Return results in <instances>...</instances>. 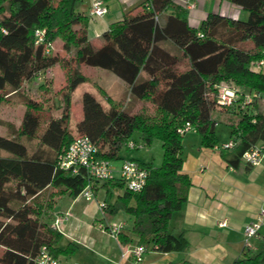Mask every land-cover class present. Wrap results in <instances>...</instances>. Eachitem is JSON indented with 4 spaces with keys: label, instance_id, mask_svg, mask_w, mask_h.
<instances>
[{
    "label": "trees",
    "instance_id": "trees-1",
    "mask_svg": "<svg viewBox=\"0 0 264 264\" xmlns=\"http://www.w3.org/2000/svg\"><path fill=\"white\" fill-rule=\"evenodd\" d=\"M82 1L0 0V108L12 95L25 107L20 125L0 134V149L11 154L0 157V264H36L42 247L54 257L75 252L72 242L58 246L63 236L48 220L55 196L75 197L89 182L84 169L72 173L58 166L62 150L77 136H88L97 155L111 161L123 158L119 153L135 132L147 144L160 140L161 164L141 162L148 170L141 191L127 190L119 179L92 184L106 190V217L122 210L133 218L130 236L119 231L117 239L124 244L135 239L146 251L159 252L185 246L183 237L168 227L192 185L182 169L183 134L178 129L189 122L201 144L212 148L219 143L218 115L226 113L235 145L221 150V156L233 167L250 147L264 145V113L256 99L245 107L240 99L233 105L218 103V84L225 80L239 86L241 94L264 92V65L252 67L264 60V0H231L247 12L245 19L210 12L198 28L188 24L186 7L173 0H143L126 9L97 45L88 40ZM167 10L170 14L162 18ZM37 30L43 31L39 43ZM54 41H60L64 55L46 52ZM56 64L66 70L65 83L58 105L54 101L47 109L54 107L59 114L43 120L42 103L20 89L28 81L45 84L50 76L41 81L37 76ZM83 66L112 72L131 97L147 105L133 112L107 95L104 108L86 91L74 135L69 128L71 94L88 81ZM121 188L112 200V189ZM231 264H264V248L246 250Z\"/></svg>",
    "mask_w": 264,
    "mask_h": 264
},
{
    "label": "crops",
    "instance_id": "crops-1",
    "mask_svg": "<svg viewBox=\"0 0 264 264\" xmlns=\"http://www.w3.org/2000/svg\"><path fill=\"white\" fill-rule=\"evenodd\" d=\"M93 1L83 0L79 8L88 17V40L97 45L94 43L95 40H100L99 43H101L103 33L112 23L122 18L126 9L143 0H102L107 11L100 16H90L89 10ZM189 3L191 5L186 8L187 21L191 27L195 28L199 27L201 21L210 12L232 19L247 17V12L231 0H189ZM170 12L171 10L164 12L162 18ZM116 78L118 81L117 79H111V81L120 84L124 89L125 83L118 77ZM84 92L86 91H82L81 95ZM92 92L90 90L93 95ZM95 98L104 108L109 106L108 104L104 106L100 99ZM73 100L74 92L71 94V109L74 105ZM80 114L82 117V105ZM228 117L227 115L226 118L229 119ZM230 121L222 122L218 119L216 127V132L220 127V134L217 135L218 144L231 138ZM9 126L13 127V125ZM190 131L198 134L194 128ZM196 141L199 144L198 154L203 149L221 153V149L217 147L218 144L212 148L205 147L201 144L199 135ZM220 155L215 163L210 158L201 159L197 154L195 159L193 157V159L184 160L182 169L191 176L192 185L188 191L187 201L180 210L171 215L168 227L171 233L183 237L185 246L181 250L171 252L148 249L144 252L143 261L140 264H177L184 260L194 264H231L246 250L253 253L258 252L254 244L250 249L244 248L243 230L245 225L255 218L261 207H264V199H258L256 207L244 206L242 210L243 203L246 201L250 205L252 198L250 199V196L242 193L243 189H240L245 186L244 179L231 176L233 166L226 164L225 172L218 171L220 167H224V163L220 161L222 160ZM134 160L143 162L139 159ZM113 165L117 169L120 162L113 163ZM246 167L251 168L252 166L246 165ZM242 174L243 172H240V176ZM217 180L220 185L227 186L228 189H221ZM121 192L122 189H112V200ZM93 193L94 197L91 200H85L80 194L75 197L66 194L55 196L51 210L52 218L48 221L51 226L56 218L60 219L57 222V231L62 234L63 238L58 246L65 248L68 242L76 245V250L71 255L57 256L59 264H134L129 252L137 245L136 240L133 239L132 242L124 244L117 239V236L110 233L111 226L121 223L123 225L121 232L130 236L133 218L123 211H118L110 218L106 217L104 209L99 206L101 202L106 203V190L98 186L97 189H93ZM241 211L243 213L239 214ZM221 222H225V225H220ZM260 230L253 241L260 239L262 235Z\"/></svg>",
    "mask_w": 264,
    "mask_h": 264
},
{
    "label": "rangeland",
    "instance_id": "rangeland-1",
    "mask_svg": "<svg viewBox=\"0 0 264 264\" xmlns=\"http://www.w3.org/2000/svg\"><path fill=\"white\" fill-rule=\"evenodd\" d=\"M100 40H95V44H99ZM55 52H57L60 55H64L65 53L61 49V43L54 41L53 42ZM82 71L84 74L87 76L88 81H85L82 84H79L76 89H74V105L71 109L70 106V122H69V128L71 132L74 135L75 134V124L78 122V120L81 117L80 114V109H81V93L82 91H93V95L97 97L98 99L101 100L102 104L104 106H107V95L112 97L116 101H121L123 102L124 106L126 107V110L129 111H140L142 108H144L147 104L144 103L143 101L137 100L133 97H131L128 94V88L123 89L120 84H117L111 79H117L116 75H114L112 72L98 68V67H90V66H83ZM65 75H66V70L62 67H60L58 64L54 65L51 67V74L50 78L47 79L45 84L42 86L38 84L36 81H28L24 82L22 85V88L20 89V92L23 94L29 95L33 100L38 101L39 103H42V106L44 107L40 113L41 117L43 120H45L48 115H58L59 110L55 109V105H58V100L60 93L59 90L60 88L64 85L65 83ZM118 81V79L116 80ZM228 83H233L230 81H226ZM234 84V83H233ZM98 87L103 89L106 94L100 92L98 90ZM241 89V88H240ZM247 93V92H246ZM255 94V99L256 103L258 104V110L262 113H264V92L261 94ZM77 99H79L77 101ZM21 98L12 95L9 97L8 101H5L4 104L0 108V134H8L9 130L11 129L9 125H13V127H18L21 123V119L25 110V107L23 104L20 103ZM54 107H51L47 109V107L52 103H54ZM50 107V106H49ZM227 114L221 113L218 115V119L221 120L222 122H226ZM220 127H218L217 135L220 134L219 131ZM226 135V134H225ZM197 137L198 134L195 132H186L183 135V148H182V156L184 160H189V159H195L196 154L199 155L204 159H209L212 162H217V158L219 157L218 152H212L207 149H203L199 154H198V149H199V144L197 143ZM132 140L135 141L137 145L140 147L136 148H122L120 151V157H123L121 160H114L112 161L113 163H119L126 159L134 158V159H139L145 163L146 161H149L154 166H159L162 162V147H161V142L157 138H154L152 142L149 144L145 143L142 138L140 137L139 133L135 132L133 137L131 138ZM142 145V146H141ZM261 145V143H259ZM262 152H264V148H262ZM225 153V152H223ZM11 154L4 150L0 149V157H8ZM220 158L222 160H220ZM219 160L221 163H224V167L218 169L219 172H225V166H226V161L223 158V156L220 155ZM225 161V162H223ZM228 165V164H227ZM224 170V171H223ZM240 172H243L242 176H240ZM231 176L237 179H244V187L240 188L243 189L242 193L245 195L250 196V199L252 198V203L249 205L246 203H243V206H250L251 208H254L258 204V199H264V158H262L261 163L257 167H251L247 168L246 164L243 162V160L239 163L238 167H234L233 171L230 173ZM219 177V176H218ZM219 180V178H218ZM217 180V183L219 184L220 182ZM221 189H228L227 186L220 185ZM98 188V187H97ZM122 189V188H121ZM120 189V190H121ZM230 189V188H229ZM123 190V189H122ZM250 203V202H248ZM239 204V203H238ZM243 210V209H242ZM122 211V210H121ZM239 209L237 210V212ZM243 212L241 211L239 214H242ZM260 233L262 234L259 240L253 241V238L250 240V243L258 249L257 251H260L262 248H264V226H262ZM253 242V243H252Z\"/></svg>",
    "mask_w": 264,
    "mask_h": 264
},
{
    "label": "built area",
    "instance_id": "built-area-1",
    "mask_svg": "<svg viewBox=\"0 0 264 264\" xmlns=\"http://www.w3.org/2000/svg\"><path fill=\"white\" fill-rule=\"evenodd\" d=\"M175 3L188 8L191 4L189 0H173ZM107 11V8L102 0H94L89 10L90 16H100ZM36 43L43 41V31L37 30L35 32ZM54 45L49 44L46 49L47 53L55 52ZM264 65V60H259L252 64L255 70H260ZM51 74V67L46 69L43 73L37 76V81H41L44 77H48ZM254 93L241 94L239 86L221 81L218 84V103L220 105H233L239 103L245 107L254 101ZM193 129V126L187 122L185 125L178 129V132L184 134ZM235 145L232 139L222 142L217 145L221 150L231 149ZM142 146V145H141ZM126 148L140 147L134 140L129 139L125 142ZM264 145H255L246 150L242 155L243 162L248 166H257L260 164L262 158H264V152H262ZM98 150L92 140L86 135H80L75 137L70 144L64 148L58 157V166L62 169L71 170L72 173H77L80 169H84L88 176V184L81 190L80 195L85 200H91L94 197L92 184L101 183L110 179H119L124 188L132 192H139L145 186L148 170L147 168L134 159H124L120 166L116 169L111 160L101 158L97 155ZM116 172V176H115ZM99 206L105 209L106 203L101 202ZM59 218L55 219V222L51 227L57 230V222ZM220 225L224 226L225 222H221ZM264 226V207H261L255 218L245 225L243 230V246L250 249L252 244L250 240L256 237L260 228ZM123 225L121 223L110 227V233L117 236V233L121 231ZM145 247L140 244L135 245L130 249L129 254L132 257L134 264H140L143 261V254ZM36 264H59L57 257H54L45 247L41 248L40 253L35 259Z\"/></svg>",
    "mask_w": 264,
    "mask_h": 264
}]
</instances>
